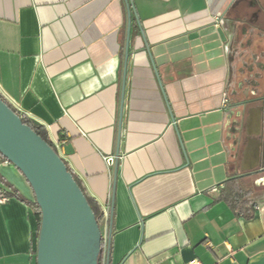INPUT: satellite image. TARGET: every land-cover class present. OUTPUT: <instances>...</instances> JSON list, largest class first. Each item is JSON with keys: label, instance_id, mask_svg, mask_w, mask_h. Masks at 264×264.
I'll return each instance as SVG.
<instances>
[{"label": "crops", "instance_id": "1", "mask_svg": "<svg viewBox=\"0 0 264 264\" xmlns=\"http://www.w3.org/2000/svg\"><path fill=\"white\" fill-rule=\"evenodd\" d=\"M257 41L264 0H0V93L111 216L112 264H264L260 125L241 131L232 93ZM4 161L0 264H38L35 211L4 192L35 194Z\"/></svg>", "mask_w": 264, "mask_h": 264}, {"label": "water", "instance_id": "2", "mask_svg": "<svg viewBox=\"0 0 264 264\" xmlns=\"http://www.w3.org/2000/svg\"><path fill=\"white\" fill-rule=\"evenodd\" d=\"M0 153L24 175L41 208L37 263L98 264L104 233L85 193L59 152L1 96Z\"/></svg>", "mask_w": 264, "mask_h": 264}, {"label": "flooded vegetation", "instance_id": "3", "mask_svg": "<svg viewBox=\"0 0 264 264\" xmlns=\"http://www.w3.org/2000/svg\"><path fill=\"white\" fill-rule=\"evenodd\" d=\"M249 43L251 47L252 42ZM255 43L256 50L248 52L245 43H241V46L237 49L240 64L235 70L236 84L232 93L235 97H238V103L242 109L239 122L241 131H243L244 126L252 131L256 122L260 125L257 135L260 145L258 163L248 174L259 179L258 186L264 190V49L261 48V43ZM251 144L252 141L248 138L245 143L246 147H239L236 153L240 161L242 163L246 162L247 165L249 164L247 153L252 151Z\"/></svg>", "mask_w": 264, "mask_h": 264}, {"label": "trees", "instance_id": "4", "mask_svg": "<svg viewBox=\"0 0 264 264\" xmlns=\"http://www.w3.org/2000/svg\"><path fill=\"white\" fill-rule=\"evenodd\" d=\"M1 98L7 102L22 118L23 122L31 125L34 130L45 140L47 141L55 150H57L56 145L50 140L48 133L46 131V129L40 125H35L34 122L27 116L21 114L14 106H12L7 100L6 98L0 93ZM58 151V150H57ZM0 157L2 158V160H7L1 153H0ZM68 166V164H67ZM69 168V166H68ZM69 170L71 171V169L69 168ZM72 172V171H71ZM73 173V172H72ZM75 180L77 181V183L79 184V186L81 187V189L83 190V192L85 193L89 204L91 205L95 216L97 218V221L102 229V231L104 230V227L106 225L110 226L111 224V216H106L103 208L101 207V205L92 197L90 196L85 188L83 187L82 183L80 182V180L75 176V174L73 173ZM254 191H252L251 189L247 191V189H243L242 187H237L234 191H231V193L229 192V194L227 193L228 196H224L226 199L229 198V201L232 203L233 206H237L241 209L242 212H246L247 216L251 217L253 215V210L252 207H247L244 206L243 204V198L246 195L252 194ZM5 196L6 197H15L17 199L26 201L27 203H29V205H31V207L34 209L35 211V215L38 221V231H40V226H41V208L38 205L36 198L34 201L32 200H28L26 199L18 189H16L15 187H13L12 185H10V191H5ZM104 245H105V239H104V235L102 238V245H101V252L99 254L98 257V264H106L107 261V254H108V250L111 253V240H110V236L109 234H107V250L106 252H104ZM110 264H112L111 258H110Z\"/></svg>", "mask_w": 264, "mask_h": 264}, {"label": "built area", "instance_id": "5", "mask_svg": "<svg viewBox=\"0 0 264 264\" xmlns=\"http://www.w3.org/2000/svg\"><path fill=\"white\" fill-rule=\"evenodd\" d=\"M215 22L217 24H224L225 23V19H224V16H216L215 17ZM24 115V114H23ZM6 164L9 163L8 160H5L4 161ZM112 162V160H109V163ZM0 201H6V198L5 197H1L0 198ZM104 239H105V245H104V252H106L107 250V234H104ZM186 264H201L200 261L196 258H193L191 259L190 261H188Z\"/></svg>", "mask_w": 264, "mask_h": 264}, {"label": "rangeland", "instance_id": "6", "mask_svg": "<svg viewBox=\"0 0 264 264\" xmlns=\"http://www.w3.org/2000/svg\"><path fill=\"white\" fill-rule=\"evenodd\" d=\"M258 42V41H257ZM261 48H263L264 49V44L261 42ZM253 50H256L255 48H253ZM261 190V191H260ZM259 191L261 192V194H263L264 193V190H262V188L260 189Z\"/></svg>", "mask_w": 264, "mask_h": 264}]
</instances>
